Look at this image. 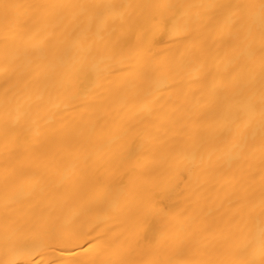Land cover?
<instances>
[{"label": "bare ground", "instance_id": "bare-ground-1", "mask_svg": "<svg viewBox=\"0 0 264 264\" xmlns=\"http://www.w3.org/2000/svg\"><path fill=\"white\" fill-rule=\"evenodd\" d=\"M0 264H264V0H0Z\"/></svg>", "mask_w": 264, "mask_h": 264}]
</instances>
